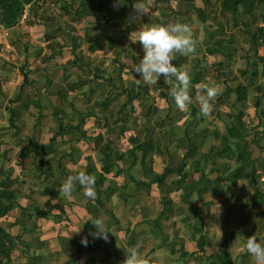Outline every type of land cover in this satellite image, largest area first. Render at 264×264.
<instances>
[{"label":"rangeland","instance_id":"374dc122","mask_svg":"<svg viewBox=\"0 0 264 264\" xmlns=\"http://www.w3.org/2000/svg\"><path fill=\"white\" fill-rule=\"evenodd\" d=\"M69 1V0H68ZM78 1V0H77ZM183 2V0H181ZM191 1V0H190ZM218 0H198V2L196 3V5H194V0H192L191 3H193L194 8H191V10H188V14H186V16L192 20L193 23V34L194 37L197 39L198 44H197V50L196 52L199 53L201 49V47L204 45V43L206 42V40H201V36L204 34V26H208V29H211L212 33H217L216 30V19H220L218 16L219 14L217 13V9H218ZM64 2V1H61ZM59 0H53V1H49V0H35L32 4H30L28 6V9L26 11V13L22 16L20 15L18 18V21L22 23V25L20 27H15L11 30L7 31V35H5V37L2 36L1 33H3V31L0 29V46H3V48H0V77H2L4 74L5 79H0V85H1V89L0 90V170H4L7 168H11L10 169V175H15L17 174L18 170L24 171V178L28 179V183H30L31 180H33V177H35L33 175V171L30 169L31 167V156H25L26 158L21 159L20 160V156L18 157V145L15 144L14 138L12 136V133L15 130V125L17 123V120L11 121L12 115H11V109L13 107V94L17 91V89L21 86L19 85L22 79L21 78V67H27L26 66V59L29 61V58H32V61H29L28 64H31L30 66L28 65L27 72V81L25 83H27L28 81H31L32 86H36V85H40L42 82V79L46 80V77L50 78V75L59 78L58 75L59 73H57L62 67V64H64L65 60L67 58L72 57V50H71V46L69 43L71 40H69V42H66L65 40L62 39V36L57 37V40H59V42H61L62 48H60L58 51L57 49H55V54H53L51 57L48 58L46 65L47 67H50V70L52 72H50L51 74H47L45 75L43 78L42 76H40L41 74H43V70L40 69L39 65L40 63H42L41 61V57L40 54L41 52L38 50L39 45L43 43L44 41V30L49 31L53 28V24L51 19L53 20V17L56 15H58V13L61 14H67V13H63V11L60 9L59 7ZM181 2V3H182ZM203 4L207 6V9L205 10L204 8H201V6L203 7ZM199 5V6H198ZM199 8V14L202 16L203 13L206 11L207 14V18L205 19V21H199V16L197 15V11L196 9ZM203 9V10H202ZM83 12V8L78 9L77 12ZM50 13V15H49ZM70 13V12H69ZM75 12H73L74 14ZM71 15H73L72 13H70ZM169 14V16H166V18H163L164 22L166 24H170L169 20L173 19V23H175V20L178 19V16L176 14L171 15ZM149 17L153 18L152 14H149ZM168 17V18H167ZM25 18V19H24ZM166 19H168V21H166ZM179 19H181V15H179ZM35 22V23H27V22ZM80 20L78 21H74L71 25L73 26L74 31H82L81 27H78L77 24H79ZM82 22V19H81ZM191 22V21H190ZM25 24V26L23 25ZM51 24V25H49ZM205 24V25H204ZM64 25V24H63ZM77 25V26H76ZM239 28H242V23L239 22L237 25ZM65 27V25H64ZM225 29L227 30H232L233 27L231 26V21L229 24L224 25ZM71 29V27H70ZM43 30V31H42ZM203 32V34L201 35V33ZM201 35V36H200ZM73 36V34L69 35V39ZM82 36V35H81ZM218 36L220 38H224L225 40L227 39V34H223L220 35L218 34ZM242 36V35H241ZM240 35H238V40H239V45H240V51L241 53H243L245 55V57L236 54L237 56L234 59H227V58H222V63H218L216 64L215 61H217L215 58L216 56L213 57V55L208 56V55H201L202 57H198L196 58V62H199L202 60V63L200 65H198V69H201L202 72L204 73V77H202V81H207V83H214L218 86L221 87L222 92L221 94H223L225 92V88L230 84V83H234L236 81H246L247 78V73L246 75H242L238 72V68H244V66H248V62L249 59H251V57H253L252 55V51L249 47V44L246 41H243ZM43 38V39H42ZM120 38V37H119ZM118 37L115 36V39L118 40ZM128 38V37H127ZM126 38V39H127ZM81 39V37H80ZM125 39V38H124ZM103 42V39L99 40V43ZM201 42V43H200ZM224 46L227 45L226 41H223ZM132 41H130L128 44H126L125 47H123L124 49L120 48V46H114L111 48H104L100 49V46L97 47V49L95 50H91L87 47V42L85 41V38L83 37V39L81 40V45L79 48H75V50L78 53L81 54H85L83 55V60H86V62L88 63L89 67V71L87 72V76L85 77L87 78H91L88 79L87 82L83 83L85 86H82L83 91H87L90 87H94V91L92 92L93 94L90 95V101L89 98H82L80 96V93L76 92V95H74V90L72 92V90H68L66 93V96L64 98H61L59 95H53V94H49L48 91H46L47 86H43L46 87V89H44L43 91L39 90V95L38 98L41 101V118H40V129L37 132V130H35L34 127H32V122L35 119V115L37 113V110L35 107H33L32 105L29 106V111L25 110L26 112V116H24L22 118L23 123L24 124V128H23V132L25 133L28 129H32L35 130V134L33 137V140L30 141V146L33 149L36 150H41V148H38L41 144L46 143L47 138L51 135V134H55V132H57L56 129V122L59 118H61V120L64 122L65 120H68L69 118L71 119L70 115H73V118L71 120V123L76 124L75 122H77V117L79 116L77 114V112L82 111L83 109H85V106H89L90 108H93L95 111L98 110V108H100V100L101 98L104 97V95L102 94V92L104 91H97V90H101V88L103 87V82L101 81V79L94 77V73L93 70L95 72V74L97 75H101V74H111L110 71H113L114 75H110L113 76V80L112 82L115 84L113 87L111 86L110 89H112L115 92V89L117 88H121L123 87L122 85V81L119 83V79L118 76H122L124 79H127L128 77H131L132 74L129 71V65H131V62L134 61L135 59H137L138 55H134V52L132 51V49L129 47L131 46ZM40 49V48H39ZM37 50V52H36ZM124 50V51H123ZM125 50H128V55L125 56ZM92 51V52H91ZM42 52H47L45 50H43ZM238 52V53H239ZM40 53V54H39ZM133 54V56H132ZM137 54V53H136ZM220 54V53H219ZM31 56V57H30ZM221 57H223L222 55H220ZM39 57V59H38ZM120 57V65H118L116 63V61H113V59L115 58L116 60H118ZM25 58V60H24ZM256 59V57H255ZM119 61V60H118ZM205 61H209V62H205ZM24 62V64H23ZM198 64V63H197ZM77 66H71L68 71L69 73L66 75L68 77V80H73V79H77V78H83L81 76H84L85 73H83L82 71H80L78 68H76ZM97 67V68H94ZM99 67V68H98ZM126 68V69H125ZM189 69V63L186 64V69ZM44 71H46V69H44ZM122 74H118L121 73ZM80 72V73H79ZM54 73V74H52ZM56 73V74H55ZM93 74V76H92ZM216 75H218V79H215ZM7 77V78H6ZM15 77V78H13ZM107 78V77H106ZM14 79V80H13ZM57 80H60L57 79ZM55 80V81H57ZM125 81V80H124ZM254 82L255 83H259L261 84L260 86H262L260 89V91H262V93L260 94V99H259V103L262 105L264 104V94H263V89H264V77L261 76H256L254 78ZM2 83V84H1ZM23 83V82H22ZM24 83V84H25ZM61 84H64L63 81H60ZM93 83V84H92ZM128 83V82H127ZM82 84V85H83ZM120 84V86H119ZM26 87V86H24ZM52 87V86H51ZM61 88V87H59ZM81 88V87H80ZM51 88H49L48 90H50ZM248 90V100L247 102L245 101L244 103V109L246 110V114L248 116L251 115L250 119L252 121L255 120V117L253 115V105H252V101L254 100L255 96H256V90L249 86L247 88ZM111 91V90H110ZM153 92H151L150 95H152ZM119 100H121V97H117ZM116 98V99H117ZM233 99V94L230 93L228 95V102L232 101ZM94 100H97L95 103L93 102ZM135 104V109L137 110V104L136 101L133 102ZM115 104V103H114ZM126 106L128 105V102L124 103ZM108 105V103H107ZM10 106V107H9ZM163 108L166 106L165 102L160 101V107ZM55 108H59L63 111V113H59L58 116H54L52 114V109ZM116 107V106H115ZM109 108V106H108ZM237 105L231 106L228 105L226 102L223 104H218L216 106V108H214L211 112V114L207 117V118H202V120H194L192 121L190 124H187L188 129L190 130L191 133L195 134V142L197 144V149L194 152L193 156L188 157V160L191 161L192 158H197L199 157V155H201L203 152H206L210 155V158L207 159V161L205 162V165L203 166V174L211 179L215 180V184L218 187H222L225 189L226 195H230V197L232 198H236L238 196L237 199H235L234 202V206L232 207L233 211H235L236 209L238 210V212H236V215L234 216L233 219H231V221L236 222L237 221V229L240 231H244L247 230V225L243 224H238L239 219H241V217H243V215L246 212L245 207L242 209H238L240 207H242V205L246 204L247 205V198L250 196L251 194V188L248 187L247 184L242 183L241 180L236 181L235 183H231L230 181H226V180H217L215 179V174L216 171L215 170H209L207 167H209L210 164V159L214 158L215 160H217L219 163H226L228 164V167L233 166V159L229 158L228 156H224V157H220V156H216L212 151H210L212 149V146H219V140L216 139L215 137H213L212 132L213 130H218L219 132H221V130L223 129V123L224 122H228L230 120V117L227 116L226 112L230 111V110H237ZM93 110V111H94ZM103 108H102V112H103ZM76 112V115H75ZM99 112V111H97ZM163 112V110L161 111ZM161 112H159V114H161ZM101 113V111H100ZM175 113V111H174ZM22 114H24V111H22ZM62 114V115H61ZM187 114V112H186ZM134 115V113H133ZM136 116V114H135ZM157 116V115H156ZM167 116V115H165ZM155 115H153L152 118H154ZM244 118V123L245 125L242 127V131L244 132V134H247V136H252V132L251 129H247V125L246 122L248 121L247 116H243ZM132 116L130 115L129 119L126 121V124L128 125L129 128H127L124 131V134H119L117 132L118 127H115V129L107 134L104 135V131L105 126L102 129L103 132V138L108 140L112 146V148L114 149H123V148H127L128 144L126 141V136L129 134V132H131V121ZM184 119V120H183ZM94 118L91 115H87L84 119V121L82 123H78L81 124L82 127H85V130L87 133H91L94 134L97 129L98 126L95 125L94 123ZM176 120H178L177 126L175 127V132L177 134H179L178 130H184L186 128V126H183L184 123L186 122L185 118L183 116H180L178 118H176ZM204 120V121H203ZM170 121V119H169ZM121 122V121H118ZM118 122L116 123V125L118 124ZM110 123V122H109ZM107 123V124H109ZM3 126V127H2ZM182 126V127H181ZM202 126V127H201ZM163 129H165V126L163 127ZM31 130V131H32ZM194 130H198L199 133H195L193 132ZM23 133V134H24ZM66 135V134H65ZM24 136V135H23ZM26 139V138H25ZM67 142V137L66 136H60V139H57L56 141L52 142V146L50 145H44V148H47L46 151H43L44 153H50V154H58L59 153V148L65 150L68 145L65 143ZM81 142L77 143V147ZM261 143H264V141H262ZM39 145V146H38ZM175 145V137H173V135L171 133L167 134H162V141L160 143V148L161 151L167 153L168 158L171 159V161L176 158H181V152H182V147L176 149ZM46 146V147H45ZM79 148V147H78ZM85 148L86 145H85ZM163 148H166L163 149ZM35 150V151H36ZM80 152L82 153L84 151L83 147L80 149ZM251 154L252 156H254V154L258 153V148L252 144L251 146ZM169 152V153H168ZM161 153V152H160ZM262 156H264V150L261 152ZM161 155V154H160ZM167 156H163L162 162L166 160ZM60 160H62V162L67 164L65 165L67 170L73 171L74 167L77 168H82V163L78 165H74L71 166V164L69 163V160L67 157L64 156V158H62V156H59ZM183 158V157H182ZM186 160V158L184 159ZM187 160V161H188ZM121 164H124L123 162L120 161ZM170 163V162H169ZM163 164V163H162ZM162 164L159 162L158 165ZM166 164V162L164 163ZM191 164V162H190ZM190 164L188 165L187 168L190 167ZM51 167L53 169H55V164L51 163L50 164ZM70 166V167H69ZM156 166V167H157ZM52 169V170H53ZM31 170V171H30ZM130 170V169H129ZM128 170V171H129ZM131 171L133 172V174L135 175L136 173V177L140 176V174L142 172H139L138 169H131ZM191 174V173H190ZM197 173L191 174L192 175H196ZM9 175V176H10ZM191 176H186L187 179H190ZM29 177H31V179H29ZM196 177V176H195ZM194 177V178H195ZM39 177H36L35 179H38ZM110 178V177H108ZM174 178H176V175L174 173H170L168 175L165 176V182L162 185V189L163 191H165L170 200L171 203L167 206L169 209H171V212L169 214V216H174V217H178L177 214L179 213H184L185 211H188V208L186 207V204L188 206V203H191L192 205H194L195 207H190V209L196 213V220H198L199 222H197V224L202 223V228H205V233L210 232L209 236H212V233H214V236L211 237V244L209 242H207L208 244V249H212L213 251H216L215 246L218 242V239L220 238L218 233L222 232L223 229H227V227L229 226V222H227V220L229 219V217H226L225 211H221V213L217 214V206L216 205H226V200L224 199L223 196H219V195H213L211 192V188H209L210 186L206 187V188H198L196 190H194L192 192V194H190L189 198H188V194L185 193V196H183L182 198L180 197V189H168L169 188V184L170 181L173 180ZM178 178L180 179L181 176L179 175ZM158 179L156 176H154L153 178V182L154 180ZM258 183L259 185H261V187L264 189V170L262 172L259 173V176L257 177ZM124 180L123 175L119 174V176H117L116 179H113L111 182V184L113 182H119V184L122 183V181ZM44 179H41L39 182H43ZM125 181V180H124ZM212 185V184H210ZM33 187V186H32ZM35 187V188H34ZM33 189H28L26 190L25 193H27V195L31 196L28 199L26 198L25 200L26 202V207H22L19 206L16 202L13 203V205L11 207H9V209L6 211L5 215H3L4 217H0V224L5 225L8 222V218L9 216H15V217H20L19 220H17L15 223H13L11 226L7 225L4 226V228L6 227L9 230V233L11 235H14L16 232V224L22 223L24 225H31L33 222H37V226L36 229H27V231L23 232L21 234V240H23L25 242L22 243L19 240L16 241L15 247L12 249V259L14 260L15 264H19V262H23L25 261L27 264H38L39 262H42L44 264H65L66 262H68V256L70 252H72V246H73V242L70 241L69 246L67 247L66 243L62 244L63 248H59L60 246V240L58 239V235L55 233H51L50 235L47 234H43V232H49L50 228H53V221H51L49 224H46L44 222V220L42 221V219L40 218V216L35 217V212L32 210L31 212H28L26 209L25 211L22 210L24 208H27L28 206H30L31 204L35 205L37 208L41 209L43 208V201H44V194H42L40 191V185L38 184L37 186H34ZM248 187V188H247ZM125 188L126 191H122L124 193L127 194V197L125 199L117 196L113 191H108L109 187L107 188V191L105 190V194H104V198L106 200V205L107 207H109V210H111V213L114 214L116 216V218H120L122 220L129 218L130 216L132 217V219L134 218L133 215L136 216H156V213L158 212V208H160L162 206L161 203V190L157 184L153 183L152 187L150 188H146L143 189V187H140L138 189H134L131 188L130 185L126 184L125 182V186L122 187V189ZM128 188V189H127ZM82 189V188H81ZM117 189H121L120 187ZM121 189V190H122ZM201 190V191H200ZM103 191V190H102ZM185 191V190H183ZM83 192V190H82ZM79 190H75V192L73 193V198H80L81 193ZM108 192V193H106ZM108 194V196H107ZM102 195V194H101ZM23 198L25 196H22ZM64 196H62L61 194L58 195L57 199H53V202H58V206L59 207H54L52 210H54L55 212H58L59 209L63 210L62 212H60V216L61 218L58 220L59 222L63 220H65L64 218L66 217L67 211H65L64 208V202L61 201V199H63ZM21 198L20 196H17L16 199ZM207 200H211V202L206 206H204V201ZM186 204H183V202ZM61 204V205H60ZM262 206L264 207V202L262 204ZM81 207V205H80ZM211 209V211H210ZM51 210V211H52ZM79 211H81L80 209H78ZM244 210V211H243ZM256 210V207L251 209H248V212H250V214H252L253 211ZM27 211V213H26ZM210 211V212H209ZM30 214V215H29ZM28 215V216H27ZM65 215V216H64ZM100 217H104V215H100ZM231 218V216H230ZM40 219V221H39ZM45 219V218H44ZM148 219H152V218H148ZM45 220H48L45 219ZM52 220V219H51ZM105 220V218H104ZM178 220V219H177ZM230 220V219H229ZM262 222H263V226L261 227V235L262 237H264V217L262 218ZM39 221V222H38ZM42 222L44 225H46L45 227H43L44 229L42 230V226L40 227V225H42ZM129 223L131 221H128ZM154 222V221H153ZM156 222V221H155ZM256 223V222H255ZM61 224V223H58ZM177 225V231L180 232L179 229V222H175V226ZM26 226V225H25ZM50 226V228H49ZM174 223H172L170 225V230L175 228ZM250 225H248L249 227ZM6 230V229H5ZM95 230V229H94ZM22 232V231H21ZM182 232V231H181ZM188 233H190V231L188 230ZM225 233V232H223ZM115 234L116 237H118L119 232H117V230H115ZM244 237L245 233H242ZM236 238L235 242H233V244L229 246H227V250L226 252H230V256L233 259V262L235 264L240 263V253L242 254L244 252V245L245 243L241 240V237L239 236V233L236 232L235 233ZM120 238L123 239V236L121 235V233L119 234ZM206 236V235H205ZM177 239L176 241L178 242V244H181V241L187 240L189 239V235L182 233V234H178L176 235ZM258 240H260L259 235L256 236ZM64 240H66V238L62 237ZM208 238V237H207ZM194 240L196 239V235L193 238ZM118 242L120 241L119 239H117ZM263 240V241H262ZM261 242H264V238H262L260 240ZM107 242H110L109 240ZM117 242V241H116ZM246 242V241H245ZM66 245V246H65ZM191 243H188V241H186L185 243L182 244V246L180 248H184V246L186 248H190ZM212 245V246H210ZM157 245H155L156 247ZM182 248V249H183ZM196 248V247H195ZM93 249V248H92ZM226 249V248H225ZM34 250V252H33ZM89 250V249H87ZM91 250V248H90ZM150 250V248H149ZM168 247H165L164 250H161V253H157L154 254L153 251H151L152 255L149 256H158V260L161 259V257L164 254H168L167 252ZM195 250L194 248L192 249V251ZM120 254H123L125 252V250L119 249ZM150 251H146L147 254L150 253ZM30 252H33L35 255H37V257H41L42 256L45 258L46 261H48V263H45L43 260H38L37 262H34L32 260H30ZM78 252V251H77ZM123 252V253H122ZM188 252V251H187ZM240 252V253H239ZM170 253V252H169ZM224 252V254H227ZM123 255H127V254H123ZM101 256V260H103V264H109L110 261L112 264H114L113 259H114V254L112 252H109V250H104L103 248H100L98 251V255L97 257L99 258ZM145 257V255H143ZM224 256V255H223ZM226 256V255H225ZM246 255H244V259L242 260L241 264H246L247 261H249L247 264H254L253 259L251 256H247L248 260H246L247 258L245 257ZM112 257V258H111ZM160 257V258H159ZM172 259L170 260L171 263L170 264H205L206 262L203 260V258H201V256L199 255H192L191 257H187L181 261V257H177L175 258L174 255L171 256ZM78 258L77 253L75 255V260ZM210 259V258H208ZM31 261V262H29ZM72 261V260H71ZM244 261V262H243ZM246 261V262H245ZM164 262H166V259L164 260ZM71 264V263H70ZM207 264V263H206Z\"/></svg>","mask_w":264,"mask_h":264},{"label":"trees","instance_id":"16d2710c","mask_svg":"<svg viewBox=\"0 0 264 264\" xmlns=\"http://www.w3.org/2000/svg\"><path fill=\"white\" fill-rule=\"evenodd\" d=\"M34 1L35 0H0V24L3 26H11L15 24L19 16L23 13L24 8L26 7L28 9V6ZM177 1L181 2V0ZM92 2L93 0H78L75 13H72L73 15H71L72 21H78L83 15L81 13L77 14L78 9L83 8V10L87 11V13L89 11H92ZM183 2H186V5L190 9L194 8L193 3H191L192 0H183ZM217 2V13L219 14L218 17L220 18L216 19L215 23L217 33H212L211 29H208V26H204L205 35L209 39L206 40V42L204 43L201 55L203 56L205 53L210 54L217 52L223 56L222 58L225 57L227 59H234L237 56L236 54L245 57L243 53L239 52L240 45L238 35H242L241 38L243 41H246L249 44L253 57L249 59L247 67L244 66V68H238V72L240 74L246 75L247 73L246 81H236L234 83H230L225 88V92L223 94H220L216 98L213 106L214 109L218 104H223L226 102L228 105H230V107L234 105H237L238 107L236 111L230 110L226 112L227 116L230 117V120L228 122L223 123V129L221 130V132L216 129L213 130L212 135L220 141V144L219 146H212V149L210 150H213L216 156H228L229 158H232L233 166L228 167V164L219 163L214 158H211L209 169L216 171L214 177L217 180L223 179L226 181H230L232 184L236 181L241 180L242 183L247 184L248 187L251 188V194L246 199L247 205L248 207H260L255 215L258 216L259 219H261V217L264 216V207L262 208V204L264 202V189L261 187V185L258 184L261 182H258L257 177L259 176V173L264 170V156H262L261 154V152L264 150V143H261L262 141H264V104L261 105L259 103L260 94L262 93L259 88H261L262 86H260L261 84L259 83H255L254 78L256 76L264 77V0H218ZM65 7H67L66 4ZM198 10L199 9H196L197 15L199 16V21H205V19L208 17L206 11L201 16ZM153 21V24H165L164 20L160 18H156ZM230 21L233 29L227 30L225 29L224 25L229 24ZM239 22L242 23V28H239L237 26ZM70 27L71 29H73L72 25H70ZM56 28L58 29V27ZM85 30H87L86 27ZM55 32L56 31L51 30L43 34L44 40L46 41L45 47L48 50L46 53L43 52L40 54L42 61L48 60L49 57L55 54L56 47L58 48V50L61 48V43L54 39ZM125 33L116 31V34H118L120 37H123ZM225 33L227 34L226 40L218 36V34L223 35ZM73 37L74 36H72L71 39H73ZM106 39L108 47L112 46V44H115V41L113 42L110 36L107 35ZM223 41H226L227 45L224 46ZM75 43L76 42L74 41L72 42V47L74 49L76 47ZM196 58L197 57L194 56L190 57L189 69H186L183 66L184 63H187V56L178 55L176 60L174 61L175 65L178 68L180 67L179 69L187 71L191 76L190 95L193 98V102L189 105V111H187V115L189 116L188 119H190V121L194 119L202 120L203 118L199 115V105L195 101V95L197 92L196 85L200 83H207V81H202L201 79L202 77H204V73L201 69H198ZM113 61H116V59L114 58ZM73 62L76 61L73 60ZM66 63L71 62L67 59V61L62 65L63 69ZM77 64L80 65L79 62H77ZM45 75L47 74L44 73L42 78ZM26 81L27 78H23L21 80L19 84L21 86L17 89V93H15L16 97L13 101L14 103L11 109V121L14 122V120H17V126L15 125L16 128L14 130L15 133H17L15 144L19 146L18 155L20 156V158H24L25 156H31V162L34 165L43 163L42 171L40 173L42 175V179H44L47 184L46 187L41 191L42 194L46 195V198L43 201L44 208L39 209L35 205L31 204L27 208L22 209L24 211L28 209V212H31L33 210L35 212V217H37L44 216L45 214L50 213V210L52 208L58 207V202H53L52 200L58 198V189L61 183L67 178L68 175L73 174L74 171L79 169H74L73 172L67 170L66 166L58 156L61 152L58 155L47 154V158L44 156V154L46 153L39 154L47 150V148L44 149L41 145L39 146V148H41L40 151L34 150L35 153L33 152L31 154L30 141L33 140V136L31 134L26 139L23 138L28 134H23L24 124L22 125L23 120L20 116L21 111L24 109H27L28 111L30 105L39 110L37 111L35 119L32 122V127H34L35 130H37L38 132L40 129V118L42 114L40 110L42 103L38 98V95L40 94L39 90L43 91L44 89H46V87L43 86H47L46 91H48L49 94L59 95L61 98H64L68 90H74L79 88L81 84L86 82V79H73L68 81L67 84L66 75L63 73L60 76V80L55 81L52 78L46 77V80L42 79L41 84L36 86H32L31 81L25 83ZM60 81H63L64 84H61ZM249 86L253 87L257 92L254 100L252 101L254 109L253 115L255 117L254 121L250 119L251 115L248 116L246 114V110L244 109V103L248 100L247 88ZM49 88L51 89L48 90ZM89 89L92 88L90 87ZM76 92L80 93V96L82 97L85 95L87 98H89V96L92 94L90 90L88 92ZM230 93L233 94V99L231 102H228L227 99ZM117 94L119 93L116 92L115 95L117 96ZM103 95L104 97L98 100L100 101V108H98L97 111L99 112L95 111L89 106H85V109L77 112L79 116L77 117V122H75L76 124L71 123L73 115H70L71 119L69 118L64 122L61 120V118H59L56 122L55 130L57 132L55 133L59 134L60 136L64 135L69 137V140H71V142H75L76 139L80 138L85 139L87 142H92L93 146L99 152V167L96 168L94 165L90 164L86 165L83 171H86L88 174L94 175L96 177L97 185H100L102 183L103 179L105 178V174L108 173L111 169H113L114 175H117L122 172L125 180H123L121 186H119L122 189V187L125 186V182L127 184V182L132 181V179H134V176L129 169H131L132 165L136 161L139 162V168L142 173L151 172L153 170V151L161 149L160 143L162 139V134L166 133V129H162L161 125L165 122V120L169 121V116H164L165 120L163 116L154 117L153 123L150 126L147 124V120L150 115H153V113L155 112L156 106L155 104L151 103L148 105L147 108L142 106L139 100H142V98H144L143 94H136L138 99L137 110L132 104H129V102L127 106L125 104H122L119 109H108L107 103L109 104V100L111 99L110 94L108 95L104 93ZM133 96L134 95H129L127 97L128 99H131ZM102 108H107L105 110V112L107 113H103ZM59 113H63V111L55 107L54 109H52V114L54 116H58ZM87 115H92L94 118L93 121L95 125L98 126V129L94 134L86 133V130L81 127V124H78L82 123ZM130 115L132 116V130L131 133L126 136L128 147L124 151L113 149L108 140H103V132L101 130L105 126L106 130L104 131V135H107L111 133L115 129V127H118L117 132L120 135L124 134V131L129 128L126 124V121L129 119ZM243 116H247L248 118V121L246 122V128L251 129L252 136L248 137L247 134H244V132L241 130L242 127L245 125ZM138 117H143V121H139L137 119ZM108 121H110L111 124H107ZM117 122L118 124L116 125ZM157 124L159 126L157 127L158 130L155 129L156 131H154V127L157 126ZM52 140L53 139L49 141L48 145H51ZM252 144H254L258 148V153L254 154V156H252L250 151ZM186 146H188V150L186 152L187 156H193L194 152L197 149L196 142L190 140V142H188ZM136 151H138L139 154H136ZM36 155H38V157ZM208 158H210V155L206 152H203L197 158H192L190 161V167L187 171L183 170L185 160L179 159L177 163H180L182 161V164L180 170L176 172L177 174H182L183 179L186 176H191V174L197 173L196 180H194L191 176L190 182L195 181L196 185H200L198 186L199 188H206L208 186H211L212 192L214 194H225L224 189L215 185L216 182L214 179L202 176V167L204 166ZM120 161L124 164H121ZM51 163L55 164L56 171L55 169L51 170L50 167L44 165ZM10 169L11 168H4V170H0V217L5 215L9 207H11L14 202H16V192L20 191L21 186H26L25 183H27V181H25L24 178L21 176H9ZM155 176L160 177L158 178V180H156V184L160 189H162L161 187L165 182L166 174H163L162 172L161 174H155ZM177 180L178 178H174L173 180H171L168 189H177L181 187V184L177 183ZM134 183V185L141 184L139 180H137V183ZM76 188H80V186L77 185ZM180 197H183L182 193H180ZM237 198L238 196L233 199ZM224 199H227L226 202L231 200L229 195L224 196ZM160 200L162 203V207L161 210L157 212V214L159 216H169L168 212L170 213L171 209H169L167 206L171 203V200L168 194L163 191V189L161 190ZM22 207L26 206L23 205ZM228 207L230 208V206ZM86 209L88 210V207H86ZM186 216L188 217V213L186 214ZM36 226V222H33L29 227L25 226L23 229L32 230L36 229ZM21 239L22 238L20 233L11 235L8 231L4 229L2 224H0V264H15L14 260L12 259V249L15 247L17 240L25 244V242ZM58 239L60 240L59 248H63L62 244H67L68 242H70L69 239L64 240L62 237H59ZM195 240V250L188 252L185 250L180 251L181 261H183L186 256L191 257L192 255H202L204 259L208 261L207 264H214V261L210 260L213 255L211 253L206 254L204 251V236L202 234H199L197 235ZM131 242L133 244L135 243L133 237L131 238ZM87 247H90L89 243H87ZM135 248H138L140 251L141 246L136 245ZM172 251H174L173 248L170 249V252ZM78 252L80 253L81 249H79ZM125 252V254L129 253L128 251ZM29 255L30 260L34 262L38 261L37 255L33 254L32 252H30ZM19 264L27 263L23 261L19 262Z\"/></svg>","mask_w":264,"mask_h":264},{"label":"crops","instance_id":"0c3cea01","mask_svg":"<svg viewBox=\"0 0 264 264\" xmlns=\"http://www.w3.org/2000/svg\"><path fill=\"white\" fill-rule=\"evenodd\" d=\"M61 1H64V2H61ZM69 1H70V3H69ZM69 1L68 0H59V2H61V3H59L60 9L63 11V13L65 12L67 14L58 13L57 16L55 15L53 17V20L51 19V21H52L51 24H53V28L51 30L56 31L55 35H54V39L57 40V37L60 34V36H62V39L65 40L66 42H69V40H71L69 43H71L70 48L72 50V52H71L72 57L67 58L71 63H66L64 69H63V67H60L61 69L57 72V73H59V75H58L59 78L63 73L65 75H67L69 73L68 69L71 66L76 65L77 66L76 68H78L80 71L85 73V75L81 76V77H83V79H86L85 77L87 76L86 74L89 71L90 66L88 65L86 60H83V55H85V54L78 53L72 47L73 46L72 42L74 41V42H76L75 43L76 47L79 48L81 45V40L83 39V37L85 38V41L87 42V47L91 50H95L99 46H100V49H103V50H104V48H107L108 47L107 41H106L107 35L112 38L113 42L115 41V44H112V46H110L108 48H111V47H114L117 45V46H120V48L124 49L123 47H125L126 44H128L130 41L135 40V33L137 30L143 28L146 25L147 26L152 25L154 22L153 20H155L156 18L163 19V18H166V16H169V14H171V15L176 14L178 16V19L175 20V22L180 20V21H183V22L190 24L191 27H193L192 20H190L186 16V14H188V10L190 9L186 5V2L181 1L182 2L181 3L177 0H143V2L145 3V5L149 9V11L147 12V14L145 16H142L140 18V20H135V21L130 22L129 14L132 11V4L136 3L137 0H132V1L126 0V5L123 7H120L119 10H114V8H113L114 0H93V2L91 3L92 4V11L88 10L89 11L88 13H87V11H84V10H83L84 12H81V11L77 12V14H79V13L83 14L79 19L80 20L79 24H77L78 27H81V29L82 28L83 29L81 32H80V30L74 31V29H70V25L74 22L71 19L70 13L75 12L76 7H77V0H73V1L69 0ZM194 1H195L194 5L197 6L196 3L198 2V0H194ZM200 2H201V0H200ZM65 4L67 7H65ZM201 8H204L206 10L207 6L203 4V7L201 6ZM149 14H152L153 18L149 17ZM49 15H50V13H49ZM179 15H181V19H179ZM81 19H82V22H81ZM166 21H168V19H166ZM169 22L171 24L174 21H173V19L172 20L170 19ZM27 23H35V22L32 21V22H27ZM51 24H49V25H51ZM63 24L65 25V27ZM21 25H22V23L19 22L18 20L15 24H13L11 26H3L0 24V29L3 31V33H1L2 36L5 37V35H7L8 30H11L17 26L20 27ZM23 25L25 26V24H23ZM56 27H58V29ZM85 27L87 28V30H85ZM51 30H49V31H51ZM116 31L124 32V33L126 32V33L124 34L123 37H120L118 34H116ZM45 32H46V30H44V33ZM70 34H73V36H74L73 39H71V38L69 39ZM202 34H203V32L201 33V35ZM115 36L118 38L120 37V39L116 40ZM80 37H81V39H80ZM201 37H202L201 38L202 41L209 39L206 37L205 32ZM100 39H103V42L99 43ZM57 41L59 42V40H57ZM45 42L46 41L44 40L43 43L39 45L40 49L38 48V50L41 53H43L42 52L43 50H45V51L48 50L45 47ZM59 43H61V42H59ZM62 45L63 44H61V48H62ZM203 46L201 47L202 50H200L199 53L196 52L195 54L187 56V63L190 64L189 59L192 56L197 57V58L202 57L201 54L203 51ZM129 47L134 52V55H138L137 59L134 60V62L138 63L139 59H141L143 56L142 47L140 46V44L138 42H135V43L132 42L131 46H129ZM0 48H3V46H1ZM56 49L58 51L57 47H56ZM36 52H37V50H36ZM127 53H128V50H125V56H127L130 52L128 54ZM205 55H208V56L213 55V57L216 56L215 59L217 61H215V63L216 64L222 63V57L220 56L221 54H219L217 52L210 53V54L205 53ZM132 56H133V54H132ZM38 59H39V57H38ZM67 59L65 60V62L67 61ZM203 59H201V61L197 62L198 63L197 66L202 63ZM24 60H25V58H24ZM32 60H33L32 58H29V61H32ZM73 60H75L76 62H73ZM118 60H116V63L118 65H120V57ZM29 61L26 59L25 63H26L27 67H28V65L29 66L31 65V64H28ZM46 62H47V60L42 61V63H40V65H39L40 69L43 70L42 71L43 74H41L40 76H43L44 73L50 75L51 74L50 72H52L50 70V67L44 66V65H46ZM77 62H79L80 65H78ZM205 62H209V61H205ZM132 63H133V61L131 62V64ZM187 63L183 64V66L185 68H186ZM23 64H24V62H23ZM27 67H24V66L21 67V78H19V79L27 78V75H26V72H27L26 68ZM94 68H97V67H94ZM44 69H46V71H44ZM122 72L123 71H121V73H118V74L120 75V74H122ZM93 73H94V77L101 79V81L104 83L101 90L99 89L97 91L101 92L104 89L102 94H104V93H106L108 95L110 94L111 99L109 100V104L107 105V108L109 106L108 109H111V110L119 109V107L126 102H129V104H132L135 107V104L133 102L136 101V104L138 103L137 102L138 99H137L136 94H139V93L143 94L144 98H142V100H139L141 105L144 106L145 108H147L150 103L155 104L156 110L153 113V115H155V117H162L163 116V118H164L165 115L169 116L168 119H170V121H166L164 118L165 122L161 125V128L163 129V127L165 126V129H166L165 134H167V132H168V133H171L173 135V137H175V145L174 146H176V149L182 147L181 158H176V159L173 158L172 161H171V159L168 158V156H167L168 154L161 151V149L154 150L153 151V162H152V169L153 170L151 172L141 173L140 176H137V177L135 176L136 173L134 175L133 172L131 171L132 168L133 169L136 168L139 170V172H141V170L139 168V162L136 161L130 169V172L134 176V179L131 178L132 181L128 182L130 187L134 188V189H138L140 187H143V189L150 188V187H152L153 183L156 184V180H158V179H156L153 182V178H154L155 174H161L163 172V174L168 175L170 173H174L176 175V178H178L179 175L181 176V178L180 179L178 178V180H177V183L181 184V187H179L177 189H180V193H182L183 196H185V193H183V192H186V194H188L187 196L189 198L190 194H192V192L194 190L198 189L199 188L198 186H200V185H196L195 181L190 182V179H187L186 177L183 179L182 174H177L176 171L180 170L182 161L180 163H177V162L179 161V159L182 160V159L186 158L185 165L183 166V170H185V171L188 170L187 167L190 164V161L188 160L189 156H187V153H186L188 150V146H186V144L188 142H190V140L196 141L195 140L196 137H195V134L190 132V130L187 127V124H190L194 120L197 121L198 119H194V120L190 121V119H188L189 116L186 114V112H181L180 110L177 109L173 98L169 94L170 93V87L163 84L162 78L158 82V85L155 88H152V87L144 88L143 86L138 87L132 76L128 77L127 79H124L120 75V76H118V79H119V83L122 81L123 87L118 88V89L116 88L115 92H114L112 89H110L111 86L113 87L115 85L112 82L113 76H110V75H114L113 71H110L111 74L97 75V74H95V72L93 70ZM52 74H54V73H52ZM1 75H3V76L0 77V79H5L4 74H1ZM133 75H135V74H133ZM92 76H93V74H92ZM13 78H15V77H13ZM50 78H52L53 80L59 79V78H56L52 75H50ZM88 79H91V78H87L86 82ZM215 79H218V75H216ZM68 81H70V80H68V77L66 76L67 84H68ZM82 86H85V85L81 84L80 85L81 88L79 87L77 89H74V91H75L74 95H76V91H83L84 88H82ZM119 86H120V84H119ZM91 88L92 89H88L86 92H88L90 90V92L92 93L94 91V87H91ZM0 90L2 91L1 85H0ZM72 92H73V90H72ZM116 92L119 93V94H117V96L115 95ZM151 92H153L152 95H150ZM15 93H17V92H15ZM15 93L13 94L14 95L13 100H15V97H16ZM129 95H134V96L131 99H128L127 96H129ZM85 97L86 96L84 95L82 98H85ZM117 97H121L122 99L119 100ZM90 98H89V101H90ZM96 101L97 100H94L93 102L95 103ZM160 101L165 102L166 106L164 108H163V106L159 108ZM11 102H13V101H11ZM106 109L103 110V113H107V112H105ZM25 110H27V109L22 110V111H24V114H22V111H21V115H20L21 118L26 116ZM29 110L30 109L28 108V111ZM162 110H163V112H161ZM174 111H175V113H174ZM159 112H161V114H159ZM153 115H150V117L147 120V124L150 126L153 123V118H152ZM180 116H183L185 118L186 122L184 123L183 126H186V128L184 130H181V129L178 130L179 134H177L175 132V127H178L177 126L178 120H176V118H178ZM137 119L139 121H143V117H138ZM109 122L110 121H108V123ZM109 124H111V122ZM16 126L14 128H16ZM157 127H159L158 124H157V126L154 127V131L158 130ZM82 128L85 130V127H82ZM31 130L28 129L25 133L23 132L24 134H28L27 136H24L23 138H27L31 134L34 137L35 130H32V131ZM193 132L199 133L198 130H194ZM130 133L131 132H129V134ZM16 134L17 133H15V131L12 133L14 141L16 140ZM51 139H53L52 142L56 141L57 139H60V135L56 134V133L51 134L47 138L46 143L41 144V146H43V148H44V145H47ZM69 139L70 138L67 137V142H65V143L68 145V147L65 150H63L61 148L58 149L59 153L61 152L60 154L58 153L59 155L57 154L58 156H62V158H64V156L67 157L71 166H73V164L76 166V165H78V163L79 164L82 163V168L74 167V169L84 170L85 166L90 165V164L94 165L96 168L99 167V161H98L99 152L93 146L92 142H87L85 139H82V138L76 139L75 142H71V140H69ZM103 140H105V139L103 138ZM161 141H162V139H161ZM52 142H51L50 146L53 145ZM79 142H81V143L78 145V147L80 149L83 147V149H84V151L82 153L80 152L79 148L76 145ZM85 145L87 148H85ZM125 149H126V147L121 149V150H119V149H117V150L124 151ZM163 149L166 150V148H163ZM18 150H19V148H18ZM34 150H36V149L31 148V154L34 152ZM42 153H44V152H41L39 154H42ZM47 154L56 155V154H50L47 152L46 154H44V156L46 158L48 157ZM136 154H139V152L136 151ZM165 155L167 156V158L165 161L162 162L163 156H165ZM36 156L38 157V155H36ZM18 157H19V155H18ZM26 157H24V158H26ZM24 158H20V160L24 159ZM159 162L161 164L163 163L162 166L161 165L157 166V164H159ZM165 162H166V164H164ZM44 165L50 167L51 170L53 169L50 164H44ZM65 165H67V164L65 163ZM42 166H43V163L38 164V165H34L31 162L30 169L33 171V175L35 177H33V180H31L30 183H28V181H29L28 179L24 178V171L18 170L17 174L10 175L11 177L21 176L24 178L25 181H27V183H25L26 186L25 185L21 186L20 191H17L16 195H15V200L19 206L25 205L27 202L25 199L26 198L28 199L29 197H31L29 195H24V194H27V193H25L26 190L33 189V187L37 186L38 184L40 185L41 191L46 187L47 184L45 181L39 182L42 179V175L40 173L42 171ZM207 168L209 169V167H207ZM203 170L204 169L202 167V176L205 177V175L203 174ZM119 174L123 175L122 172ZM119 174L114 175L113 169H111L108 173L105 174V178L103 179L102 183L100 185L96 184L97 199L94 201L89 200L83 196V192H82L81 187L76 188V190H79L80 192H82L79 199L72 198L71 200H69V199L63 197V199H61V201L64 202V208H65V211H67L66 217L64 218L65 220L62 219V221H60V222L58 221L61 218V216L59 214H60V212L63 211L61 209H59L58 212H55L54 210H52L53 209L52 208L51 209L52 211L50 210V213L45 214L44 216H40L42 221L44 220V222L46 224H49L51 221L54 220L53 221V224H54L53 228H50V226H49L50 231L49 232H43V234L50 235L51 233H55V235L57 234L58 237H64L67 240L69 239V241L73 242L72 252L68 253L69 254L68 262H66L65 264H70V263L71 264H103L104 261L101 260V256L99 258L97 257L98 251L100 248H103L104 250L107 249V250H109V252H112L114 254V256H113L114 257V259H113L114 264H122V262L126 258V255H123V254L126 252H124V253L122 252L123 254H120L119 249H124L125 251L129 252L130 250L135 248L136 245L141 246L140 253L142 255H145V257L149 258L150 264H170L171 263L170 260L172 259L171 256L174 255L175 258L181 257L180 256L181 250L192 251L193 248L196 249L195 248L196 247V244H195L196 240H194L193 238L195 235L197 237V235H199V234H202L204 236V241H205V243L203 245L204 251L206 254L211 253L213 255L210 260L211 261L213 260L214 264H235L233 262L232 257H229L230 252L227 253L226 250H227V246H229L230 243L232 245L233 242H235L236 238H239V237H236V235H235L236 232L239 233L240 237L243 236L242 233H245V236L241 237V240L244 243H245L246 239L252 235H255V236L259 235L260 240L262 238H264L261 235V229H262L261 227L263 226L262 218L264 216L261 217V219H259V217L255 215L260 207H256V210L253 211L252 214H250V212H248V209L250 208V210H251V209L255 208L254 206L248 207V205H242V207L238 208V209H242L245 207V209H246L245 214L243 215V217H241V219H239L238 224L244 223L245 225H247V228H246L247 230H244L243 232L242 231L239 232V230L237 229V226H236L237 221L236 222L231 221V219H233L234 216L236 215V212H238L237 209L235 211H233V209H232V207L234 206L233 204L235 202V199H233L232 197H230L231 200L226 202V205H221V204L216 205L217 211H218L217 214L221 213V211L224 209L223 211H225L226 217H229V219H230V220L229 219L227 220V222H229V226L227 227V229H223L222 232L218 233L220 238L218 239V242H215V243H217L215 246L216 251H213L212 249H208L209 247L207 244V242H209L211 244V237L214 236V233H212V236L210 235L211 236L210 237L209 236L210 232L205 233V231H204L205 228H202L203 227L202 223L197 224V222H199V221L196 220V218H195L196 213L194 212V210L192 211L190 209L191 206L192 207H195V206L192 205L191 203H188V206H187V204L182 201L183 204H186L188 211H185L183 214L182 213L177 214V216H178L177 218L174 216L170 217V216H166V215L159 216L157 213H156V216H145V217L133 215V217H134L133 219L131 216L129 218L124 219V220L120 219L119 217L116 218V216L111 213V210H109V207H107L108 204L106 205V200L104 198V194H105V190L107 191V188L109 187L108 191H113L117 196H119L123 199H125L127 197V194L124 193L126 191L125 188H123L122 190L117 189V188H119V186H121V184H119V182H113L112 184L110 182L113 179H116L117 176H119ZM195 176H197V174ZM195 176L192 175L194 180H196ZM36 177H39V178L35 179ZM108 177H110V178H108ZM157 178H160V177H157ZM29 179H31V177H29ZM137 180H139V182H141V184L134 185L135 184L134 182L137 183ZM122 186H124V185H122ZM29 187H31V188H29ZM209 188H212V187L210 186ZM222 189H224V188H222ZM183 190H185V191H183ZM122 191H124V192H122ZM211 192H212V189H211ZM106 193H108V192H106ZM212 194L223 196V198H224V196H226V192H225V194H214V193H212ZM58 195H59V193H58ZM17 196H20L21 198L16 199ZM22 196H25V197L23 198ZM43 196L45 199L46 195H43ZM107 196H108V194H107ZM210 202H211V200L204 201V203H206V204H204V206L205 205L207 206ZM80 205H81V207H80ZM228 206H230V208ZM86 207H88L89 211L86 209ZM161 207L158 208V211L161 210ZM262 208H263V206H262ZM78 209H80L81 211H79ZM210 211H211V209H210ZM187 213H188V217L186 216ZM100 215H102V216L104 215V217H102V218H105L106 227L111 232L108 234V240L110 242H106L103 239H93V237L91 235H89L90 232L95 231L93 225L91 224V222L84 223V221L86 219H88L89 217H100ZM230 216H231V218H230ZM1 217H4V216H1ZM16 218H17V220H19L20 217L9 216V218L7 219L8 222L5 225L2 224V226L3 227L7 226V225L11 226L13 223H15ZM44 218L45 219L48 218V220H45ZM148 218H152V219H148ZM39 221H40V219H39ZM128 221H131V222L129 223ZM175 222L180 223V225H179L180 232L177 231V225L178 224H176V226H175ZM58 223H61V224H58ZM172 223H174L175 228L170 230V225ZM36 224H37V222H36ZM16 225L17 226H16L15 234L16 233L22 234L23 232L27 231V229H25V230L23 229L25 227V225L27 227H29V225H27L25 223L23 225L22 223H19V222ZM248 225H250V226L248 227ZM41 226H42V230H43L44 229L43 227H45L46 225H44L42 222V225H40V227ZM80 226H82L80 231L76 232ZM4 229H6V231L9 232V230L6 227ZM115 230H117V232H119V234L121 233V235L123 236V239L120 238L119 234H118L119 238L116 237ZM188 230L190 231V233H188ZM184 232H185V234L189 235V239L181 241V244H178V242L176 241V239H177L176 235H177V233L182 234ZM223 232H225V233H223ZM82 237L87 238L88 243L90 244V247H87L81 243ZM132 237H133V240H135L134 244L131 242ZM117 239H119L120 241L118 242ZM260 240H258V241L261 242ZM186 241H188V243H191V245H189L191 247L189 249L186 248L185 246H184V248L182 247L183 249L180 248L182 246V244L185 243ZM261 243H264V242H261ZM69 244H70V242H68V245L66 244L67 247L69 246ZM155 245H157V246L155 247ZM210 246H212V245H210ZM165 247H168V250H167L168 254L167 253L164 254L161 257V259L158 260V256H154V255L149 256V255H152L151 251H153V253L157 255V253H161V250H164ZM90 248H91V250H90ZM149 248L151 251L149 250ZM171 248H173L174 251L170 252ZM79 249H81L80 253L77 252ZM87 249H89V250H87ZM243 249H244V252L242 254L239 252L240 256H241L240 257L241 262H242V260H245L244 255H246L245 256L247 258L246 260H248L247 256H250L246 252L245 248H243ZM146 251H150V253L147 254ZM33 252H34V250H33ZM224 252L227 254H224ZM76 253L78 256V258H76V259H78V260L74 259ZM227 255H229V256H227ZM199 256H201V258H203V260L205 262L207 261L204 259V257L202 255H199ZM165 259H166V262H164ZM37 260H41V261L43 260L44 261L45 258L42 256V258L38 257ZM44 262L48 263V261H46V260ZM241 262L238 264H241ZM248 262L249 261H247V263ZM206 263H208V261ZM39 264H44V263L39 262ZM109 264H112L111 261Z\"/></svg>","mask_w":264,"mask_h":264},{"label":"clouds","instance_id":"9594fccd","mask_svg":"<svg viewBox=\"0 0 264 264\" xmlns=\"http://www.w3.org/2000/svg\"><path fill=\"white\" fill-rule=\"evenodd\" d=\"M125 5L126 0H114L113 8L119 10ZM148 11L143 0H137L132 4L130 22L140 20ZM132 42H138L143 49V56L139 62L133 61L129 65V71L137 86L155 88L162 78L163 84L170 87L169 94L177 109L181 112L189 111V105L193 102L190 95L191 76L187 71L179 69L174 61L178 55L189 56L196 53L198 41L194 37L191 25L180 20L171 24L146 25L136 31L135 40ZM196 88L195 101L199 105V115L207 118L222 89L214 83H200ZM77 185L82 188L85 198L92 201L97 199L96 177L83 170H76L68 175L61 183L58 192L71 200ZM86 222H91L95 229L94 232L89 233L93 239L108 241V234L111 232L107 229L104 218L89 217L84 221ZM81 227L76 232H79ZM81 243L87 246V238L82 237ZM244 248L252 257L254 264H264V243L259 242L255 235L246 239ZM122 264H150V260L144 257L138 248H133Z\"/></svg>","mask_w":264,"mask_h":264},{"label":"built area","instance_id":"2783aa9c","mask_svg":"<svg viewBox=\"0 0 264 264\" xmlns=\"http://www.w3.org/2000/svg\"><path fill=\"white\" fill-rule=\"evenodd\" d=\"M26 10H27V8L25 7L23 13L21 14L22 16L25 14Z\"/></svg>","mask_w":264,"mask_h":264}]
</instances>
